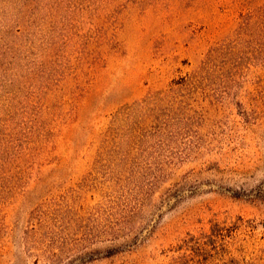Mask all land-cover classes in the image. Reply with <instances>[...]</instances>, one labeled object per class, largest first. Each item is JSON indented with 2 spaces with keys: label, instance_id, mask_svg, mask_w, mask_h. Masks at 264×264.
Masks as SVG:
<instances>
[{
  "label": "rangeland",
  "instance_id": "obj_1",
  "mask_svg": "<svg viewBox=\"0 0 264 264\" xmlns=\"http://www.w3.org/2000/svg\"><path fill=\"white\" fill-rule=\"evenodd\" d=\"M184 254L264 264V0H0V264Z\"/></svg>",
  "mask_w": 264,
  "mask_h": 264
},
{
  "label": "trees",
  "instance_id": "obj_2",
  "mask_svg": "<svg viewBox=\"0 0 264 264\" xmlns=\"http://www.w3.org/2000/svg\"><path fill=\"white\" fill-rule=\"evenodd\" d=\"M171 200H172L171 198L165 200L164 204L162 205V209H160V213L161 214L163 213V210L165 208L170 206ZM212 233H213V230H212ZM221 236L225 237V235H213V234L212 235H207L205 237L206 240L205 239H199V243H200V241H203V246L207 248V247H209L210 243L214 240V238H219ZM192 249H193V247H192L191 243L188 244L187 242H185V244L182 246V250H184L185 252H188V253H192L193 252ZM187 255L184 254V255L178 257L177 258L178 260H176V263L177 264H188L187 263V257H188Z\"/></svg>",
  "mask_w": 264,
  "mask_h": 264
}]
</instances>
